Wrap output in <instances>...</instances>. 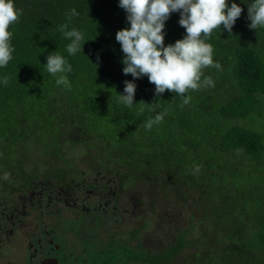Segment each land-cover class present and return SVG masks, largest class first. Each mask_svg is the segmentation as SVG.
<instances>
[{"label": "trees", "instance_id": "16d2710c", "mask_svg": "<svg viewBox=\"0 0 264 264\" xmlns=\"http://www.w3.org/2000/svg\"><path fill=\"white\" fill-rule=\"evenodd\" d=\"M13 2L22 15L9 27L13 59L0 68V168H18L26 146L39 147L51 158L68 149L62 143H83L96 150V168L110 173L124 209L134 207L137 198L143 205H159L153 209L158 210L155 216L164 209L174 215L168 223L175 226L174 239L166 238L164 247L146 249L140 264L177 256L189 245L186 237L195 228L203 240H191L196 250L175 258V264H189V258L196 264H264V28L248 27L247 6L254 0H228L242 13L231 34L221 27L206 41L213 46V60L222 66L203 70L215 86L190 90L185 94L190 103L184 106L175 93L156 97L147 77L133 80L123 74L115 34L130 25L119 0ZM73 8L78 15L69 21ZM178 21L175 12L165 22V46L186 34ZM65 23L84 34L86 42L76 55L67 53L69 41L58 31ZM54 51L72 66L70 89L57 86L56 77L45 69L46 57ZM125 80L137 85L132 108L119 103L117 94H123ZM141 101L154 102L157 112L167 113L150 131L144 124L156 113ZM221 155L226 161L234 155L241 158L219 165L228 170L224 178L205 163V156ZM196 165L200 171L193 174ZM244 173L250 174L247 180L241 179ZM196 205L214 212V229L208 230V223L202 228L208 217L198 216ZM183 220L188 228L174 224ZM142 226L128 228L129 237L141 238ZM114 244L117 250L130 251L120 240ZM126 256L134 258L131 251Z\"/></svg>", "mask_w": 264, "mask_h": 264}, {"label": "rangeland", "instance_id": "374dc122", "mask_svg": "<svg viewBox=\"0 0 264 264\" xmlns=\"http://www.w3.org/2000/svg\"><path fill=\"white\" fill-rule=\"evenodd\" d=\"M26 147L28 150L24 149L26 151L19 154L18 168L9 170H5V167L0 168V264H22L23 261L39 264V259L48 253L50 248L53 249L54 245L50 243L49 245L47 241L52 239V244L57 243L59 242L58 237L71 249L58 251L56 256L61 258L65 264H70L72 257L76 256L79 264H82L80 262L81 257L87 259L92 256L88 254L89 244L83 243L76 248V245H72L73 242L69 234L71 228L77 227L76 223L71 222V218L75 217L76 211L81 206H88L87 201L92 204L94 213L98 212L96 209L98 204H101L103 209H108L110 221L108 220V223L105 221V228L107 225L116 231L115 240L124 242L127 229L132 225H142L143 222L147 225L145 224L144 229L141 230V238L138 236L136 239H143L148 248L152 246L154 248L164 247L166 238L174 239L175 226H168V223L174 221L172 212H166L164 209L158 216H155L158 210L154 212L153 209L159 208V205L154 207L143 205L137 201V198L134 200V207L127 210L123 209L118 199L120 194L113 192L114 184L110 178V173L104 168L97 170L96 150L91 146L88 147L77 142L73 144L62 143L61 147L68 149L60 150L61 156L51 158L42 154L39 147ZM240 160L241 158L235 155L229 157L227 161L223 155L214 158L205 156V163L208 167L217 171L223 178L228 170L221 169L219 165ZM55 170L58 171V174H55ZM5 173L9 175L8 179H4ZM61 175L63 177L58 179V176ZM249 175V173H244L240 178L247 180ZM84 185L96 187V194L88 196V193L83 190ZM139 193H141L140 189L136 191V194L141 199ZM156 193L159 195L160 191L158 190ZM50 197L52 199H49ZM43 205L45 209L41 210ZM161 205L166 208L165 204ZM209 209L206 205H196L195 209L198 216L205 214L210 221L204 220L202 223V228L205 230L207 223L208 230L214 229L213 222L217 225V217L213 211L207 212ZM54 212H57L59 216L55 215ZM101 223V219L97 218L95 224L91 225V231L96 236L101 232ZM186 223L184 220L180 224L174 222L176 226L181 228H188L185 226ZM224 223H226L225 220ZM86 225L89 226L90 224L87 222ZM87 228L85 226L84 233H86ZM193 231L194 233L188 234L186 237L189 239V247L184 245L178 251L177 256L170 258L163 264H175L176 259L180 260L186 253L196 250L191 244V240L195 244L201 242L197 240L199 235L197 228ZM200 238L203 240L202 233L198 239L200 240ZM29 243L32 245L31 248L28 247ZM34 247L36 254L31 256ZM28 248L31 250L30 254H28ZM116 251V259L126 260L128 252L122 249ZM187 261L189 264H196L190 258ZM131 264L138 263L134 261Z\"/></svg>", "mask_w": 264, "mask_h": 264}, {"label": "clouds", "instance_id": "9594fccd", "mask_svg": "<svg viewBox=\"0 0 264 264\" xmlns=\"http://www.w3.org/2000/svg\"><path fill=\"white\" fill-rule=\"evenodd\" d=\"M118 6L125 11L126 21L130 25L115 34L123 53V74H130L133 80L147 77L149 83L155 86L156 97L165 91L175 93L182 98L181 106L190 103L191 97L185 95L190 90L215 86L210 76H204L203 70L210 67L221 70L222 66L213 60V46L206 41L214 31L220 33L221 27L231 34L242 13L240 6L234 2L229 6L228 0H119ZM175 12H179L178 23L186 34L165 46V22ZM21 15L22 10L15 7L13 0H0V68L6 67L13 59L15 49L11 44L13 34L9 27L17 23ZM77 15L73 8L67 19L70 21ZM247 18L250 29L264 28V0H254L247 6ZM58 31L69 41L66 45L69 55L82 52L86 40L81 31L69 28L67 23L59 25ZM44 66L50 75L56 77L57 86L70 89L68 74L72 72V66L66 58L56 51L51 52ZM94 66L98 67V63ZM3 83L7 85V76L3 78ZM123 83V94H117L119 103L132 108L136 104L134 96L137 85L130 80ZM141 103L156 113L144 124L145 129L150 131L154 124L163 122L167 113L157 112L158 105L154 102ZM199 171L200 166L196 165L193 174ZM8 178L9 175L5 173L4 179Z\"/></svg>", "mask_w": 264, "mask_h": 264}, {"label": "flooded vegetation", "instance_id": "af4514ba", "mask_svg": "<svg viewBox=\"0 0 264 264\" xmlns=\"http://www.w3.org/2000/svg\"><path fill=\"white\" fill-rule=\"evenodd\" d=\"M62 177H63V175L58 176V179H60ZM83 190H85L88 193V196L96 194V187H94L93 185H84ZM113 192L115 193L114 189H113ZM49 199H52V198L50 197ZM87 203H88V206H86V207L81 206V208L76 211L77 214L75 215V217L71 218V222L76 223L77 227L74 226L73 228H71V232L69 234V237L71 238V240L73 242L72 245H76V248L80 247L81 244H83V243L89 244V247H88L89 253L88 254L92 255V256L88 257L87 259H85L84 257H81L80 262L82 264H84L85 262H86V264L87 263L88 264H127L128 262H129L128 264H131L132 262L135 261L136 263L140 264L141 260H142L140 254L146 252V249H148V247H146L147 245L145 246L143 239L137 240L135 237L130 238L127 231H126V239H125L124 243H126L127 245L130 246V251H131V254L134 258L129 259L128 261H127V259H128L127 256H126V260L116 259L115 253H117V251H116L117 249L114 248L115 247L114 242H115L116 231L110 229V227L107 225L105 228V221H107V223H108V220H109L108 219V216H109L108 209H103L102 205L98 204V207L96 208L98 210V212L94 213V211L92 209V204L88 201H87ZM42 209H45L44 205L41 208V210ZM112 210H113V207H112ZM124 210H126V209H124ZM89 212H91V213H89ZM54 213H55V215L59 216V214L57 212H54ZM46 217H47V215L45 216V218ZM97 218H100L102 223H101V232L99 233V235L97 234V236H96L91 231V225L95 224ZM87 222L90 224L89 226L86 225ZM142 225H143L142 229H144L145 222H143ZM85 226L88 227L86 233H84L85 232V230H84ZM67 231H66V233H67ZM52 233H53V231H52ZM53 235H54V233H53ZM117 235H119V234H117ZM58 241L60 243L57 242V243H53V244H52V239H49L47 241L48 244L50 243L51 245H54L53 249L50 248L49 252L46 253L45 255H43L41 259H39V264H65L61 258L56 256V252L67 251V250H70L71 248H70V246L66 245L63 241H61V239L59 237H58ZM110 242H111V246H110ZM28 247L29 248L32 247L31 243H29ZM39 247L41 248L42 246H39ZM149 248H152V247H149ZM32 251H33V253L31 256H34L36 254L35 253L36 248L34 247ZM130 251H128V254ZM30 253H31V250L29 249L28 254H30ZM22 264H32V263H28L27 261H23ZM70 264H79L78 258L76 256L72 257ZM159 264H163V263H159Z\"/></svg>", "mask_w": 264, "mask_h": 264}]
</instances>
